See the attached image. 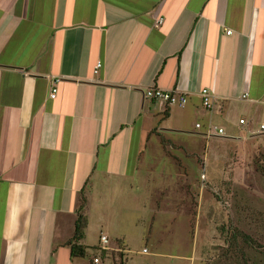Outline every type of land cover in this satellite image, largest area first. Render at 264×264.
I'll return each instance as SVG.
<instances>
[{"label":"crops","instance_id":"1","mask_svg":"<svg viewBox=\"0 0 264 264\" xmlns=\"http://www.w3.org/2000/svg\"><path fill=\"white\" fill-rule=\"evenodd\" d=\"M153 88L188 106L146 99ZM235 112L250 138L262 134L264 0H0V264H94L104 256L72 257L83 192L89 248L94 197L115 187L138 203L142 182L154 200L156 155L200 145L171 135L195 142L186 124L209 134ZM110 227L100 221L101 252ZM117 242L110 252L127 247Z\"/></svg>","mask_w":264,"mask_h":264},{"label":"rangeland","instance_id":"2","mask_svg":"<svg viewBox=\"0 0 264 264\" xmlns=\"http://www.w3.org/2000/svg\"><path fill=\"white\" fill-rule=\"evenodd\" d=\"M240 118L235 112L231 126L215 119L212 138L203 121L186 124L188 132L201 134L195 142L173 133L176 145L185 143L190 150L200 145L193 155L178 148L172 155H156L154 200L142 182L138 203L113 193L115 187L94 197L89 235L94 246L87 249L88 258L102 254L96 247L100 221L106 218L111 246L128 241L119 252L111 251L106 264H211L223 258L236 232L254 241L258 254L248 256L264 264L259 255L264 254V173L259 169L264 168V136L250 138L238 127ZM254 123L257 132L264 120L260 116ZM197 125L201 129L196 131ZM163 184L169 186L164 195ZM220 264L235 262L222 259Z\"/></svg>","mask_w":264,"mask_h":264},{"label":"trees","instance_id":"3","mask_svg":"<svg viewBox=\"0 0 264 264\" xmlns=\"http://www.w3.org/2000/svg\"><path fill=\"white\" fill-rule=\"evenodd\" d=\"M225 132V131H224ZM225 135V134H224ZM208 138V134L206 135ZM264 136V134H260L257 137ZM264 173V168H259ZM88 197L86 192H83L80 198V205L78 209V221H77V228H76V234L75 238L73 240L72 244V257L75 259H83L87 257V251L82 245H80L81 242H83L86 239V232L89 228V217L87 215L88 211ZM229 248H227L226 254H223L224 260H232L235 262V264H260L250 256H248V252L251 254H258L256 252V244L254 241L248 237L245 236L242 233H233L231 238L228 240ZM101 251V250H100ZM112 253L110 251H102L103 258L106 259L109 255ZM264 255L263 253L259 254ZM221 259V260H222ZM220 260V261H221ZM220 261H215L211 264H220Z\"/></svg>","mask_w":264,"mask_h":264},{"label":"built area","instance_id":"4","mask_svg":"<svg viewBox=\"0 0 264 264\" xmlns=\"http://www.w3.org/2000/svg\"><path fill=\"white\" fill-rule=\"evenodd\" d=\"M164 20L161 19L158 22L157 27H160L163 24ZM232 32H228V34H231ZM102 68V64L99 63L96 69V74H98L99 70ZM57 96V89H53L52 94H51V98L55 99ZM145 97L146 99L155 102L156 104H165L167 106L170 107H178L179 109H185L188 106L189 103V99L187 94L182 93L181 91L177 90V89H173V90H164V89H160V88H153V89H149L146 91L145 93ZM201 97L203 100V105L205 107V109L207 110H213L214 109V93L212 90L210 89H204L201 92ZM248 96H244L243 99H247ZM241 125H245L246 121L245 120H241L240 122ZM198 129H200L201 127L198 126ZM261 133L264 134V126L261 127ZM219 134L223 135L225 134L224 130L220 129L219 130ZM209 137H212V129H210V132L208 134ZM102 243H103V251H109V244L110 241L107 237L103 236L102 237ZM145 253H147V251H145ZM94 264H104L103 261V257L101 255L97 256L94 258L93 260Z\"/></svg>","mask_w":264,"mask_h":264}]
</instances>
